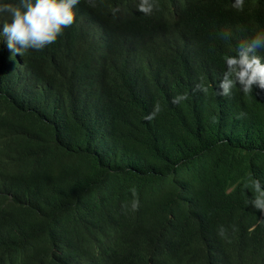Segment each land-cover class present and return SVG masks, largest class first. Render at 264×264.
Segmentation results:
<instances>
[{
	"label": "trees",
	"instance_id": "1",
	"mask_svg": "<svg viewBox=\"0 0 264 264\" xmlns=\"http://www.w3.org/2000/svg\"><path fill=\"white\" fill-rule=\"evenodd\" d=\"M104 1L117 27L135 2ZM202 4L208 22L231 10ZM230 35L214 36L205 70L150 41L153 70L136 80L86 72L72 26L42 50L0 38V264L263 261L264 90L217 95Z\"/></svg>",
	"mask_w": 264,
	"mask_h": 264
},
{
	"label": "clouds",
	"instance_id": "2",
	"mask_svg": "<svg viewBox=\"0 0 264 264\" xmlns=\"http://www.w3.org/2000/svg\"><path fill=\"white\" fill-rule=\"evenodd\" d=\"M16 1L17 4H12L0 0V16L8 14L10 17L0 28V38L6 37L4 43L13 53L42 50L55 43L65 28L72 26L90 48L83 66L86 72L104 79L122 72L124 77L129 75L136 80L153 70L147 45L150 41L168 61L186 62L193 70H205L211 68L206 51L214 42V36L238 30L242 35L236 41L234 35H230L232 45L226 47L225 70L217 95L229 96L236 89L251 94L254 86L264 90V55H261V51L264 52V0H228L229 14H212L211 22L203 19L202 11L206 9L202 7V0H135L132 11L127 14L124 8L113 9L125 14L119 20H124L120 27L106 20L112 11L104 0ZM207 13L210 12L206 10ZM118 47L119 53L110 54V49ZM198 87L204 88L203 85ZM185 99L186 95H179L172 102ZM147 118L151 119L152 114ZM260 187L257 181V190ZM252 204L264 211V198L258 197ZM214 264L241 262L234 257L218 256ZM244 264H264V259L258 262L249 257Z\"/></svg>",
	"mask_w": 264,
	"mask_h": 264
},
{
	"label": "bare ground",
	"instance_id": "3",
	"mask_svg": "<svg viewBox=\"0 0 264 264\" xmlns=\"http://www.w3.org/2000/svg\"><path fill=\"white\" fill-rule=\"evenodd\" d=\"M182 107V106H181ZM180 108V107H179Z\"/></svg>",
	"mask_w": 264,
	"mask_h": 264
}]
</instances>
